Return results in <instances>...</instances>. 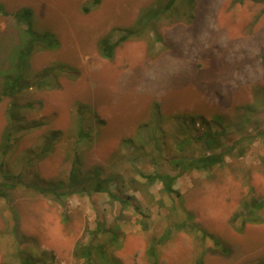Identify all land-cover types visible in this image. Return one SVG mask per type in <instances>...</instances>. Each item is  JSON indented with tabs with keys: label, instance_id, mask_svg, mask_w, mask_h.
I'll use <instances>...</instances> for the list:
<instances>
[{
	"label": "rangeland",
	"instance_id": "374dc122",
	"mask_svg": "<svg viewBox=\"0 0 264 264\" xmlns=\"http://www.w3.org/2000/svg\"><path fill=\"white\" fill-rule=\"evenodd\" d=\"M167 1L0 0L31 7L35 28L60 41L29 58L31 81L57 68L49 86L0 100V264H264V0H178L150 20ZM139 20L112 59L101 55L102 38ZM19 44L20 25L0 13V92ZM13 102L29 128L2 154ZM219 151L222 164L181 171ZM74 165L89 191L59 200L35 188L68 183ZM154 173L177 175L178 194L143 175Z\"/></svg>",
	"mask_w": 264,
	"mask_h": 264
},
{
	"label": "trees",
	"instance_id": "16d2710c",
	"mask_svg": "<svg viewBox=\"0 0 264 264\" xmlns=\"http://www.w3.org/2000/svg\"><path fill=\"white\" fill-rule=\"evenodd\" d=\"M182 1V0H180ZM101 0H93L92 5H97L100 3ZM178 0H169L167 1L162 7L155 8L149 14L150 20H155L161 17V15L169 12L172 8L175 7ZM0 13L2 15H9L12 14L16 19L17 23L20 25V44L16 50H18L17 55L13 57V66L11 67V71L5 73V78L2 85V90L0 92V100L7 96H13L16 93L22 92L27 88H31L34 85L39 87L49 86L51 83V78L53 76L54 69L52 67H46L41 73L38 74L39 78H35L34 81L30 80L29 77V70H30V63L29 58L31 54L36 50L41 49H56L60 45V41L57 36L50 31H38L34 26V10L31 7L23 6L12 13L9 12L3 4L0 3ZM140 20L138 21V25L133 28H128L125 34H122L117 41H112L109 36L102 38L99 42V49L100 53L103 57L112 59L115 54L116 47L122 43L123 41L128 40L131 37H135L139 34L138 26ZM66 66L62 65L61 71H67L65 68ZM21 105L13 102L8 109V122L6 128L4 129L3 136H2V154H6L9 151V148L12 145L13 136L18 130H24L29 128V126L23 125L21 119L19 117ZM33 126V125H31ZM83 133V130L81 131ZM81 132H79L81 134ZM84 135V134H82ZM211 132H203L198 138L201 140H210ZM53 139L56 137L55 135L52 136ZM86 137V136H84ZM51 139V138H50ZM51 146V142L46 143V150H49ZM226 153L224 151L219 152H212V153H205L199 156L192 157L189 160L181 163V171L187 170H198V171H205L213 166L220 165L225 160ZM180 163V162H178ZM180 171V172H181ZM79 167L74 165L71 170L70 179L68 183L64 182H51L48 184L47 187L42 186H35V188L41 193H48L53 194L57 199L61 200L64 196L70 195L75 192H87L89 191L88 186L82 185L83 180L80 177ZM179 172V173H180ZM96 177H99V171L95 170ZM149 182L155 183L156 181H161L164 185V191L166 193H174L178 194V191L174 188V183L177 178V175H172L170 173H154V174H143ZM108 184L106 179H97L95 181L94 186L92 187L94 190H101V191H108L110 194L112 192L109 190ZM6 184V183H5ZM13 184V183H12ZM6 187H12L13 185H5ZM91 188V189H92ZM0 194L2 196L7 197L8 193L0 189ZM259 206L257 201L253 203V207L256 208ZM246 208H249L250 205H246ZM189 218H192L191 214H188ZM187 225V224H186ZM183 225H177L176 229L173 230L172 228H168L165 230L164 234L157 240V242L163 243L168 240L171 235L178 230L183 228ZM99 230V229H98ZM96 230V233L98 232ZM101 231V230H100ZM113 239H117V236H114ZM156 242V243H157ZM214 245L217 249L221 250L224 254H230L231 249L220 239H214ZM88 250L83 252V254L90 259L91 257V247L87 248ZM99 253L101 255V259L108 262L106 251L103 250V246H98ZM150 255L155 258L156 257V244L153 242L149 247ZM24 264H30L28 259H25ZM92 264V263H87Z\"/></svg>",
	"mask_w": 264,
	"mask_h": 264
}]
</instances>
